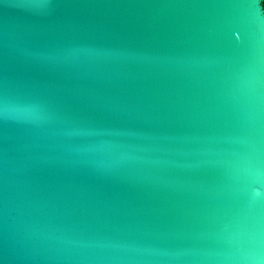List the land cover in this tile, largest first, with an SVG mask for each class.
<instances>
[{
	"label": "water",
	"instance_id": "water-1",
	"mask_svg": "<svg viewBox=\"0 0 264 264\" xmlns=\"http://www.w3.org/2000/svg\"><path fill=\"white\" fill-rule=\"evenodd\" d=\"M0 264H264L263 0H0Z\"/></svg>",
	"mask_w": 264,
	"mask_h": 264
},
{
	"label": "trees",
	"instance_id": "trees-1",
	"mask_svg": "<svg viewBox=\"0 0 264 264\" xmlns=\"http://www.w3.org/2000/svg\"><path fill=\"white\" fill-rule=\"evenodd\" d=\"M263 8H264V0H263Z\"/></svg>",
	"mask_w": 264,
	"mask_h": 264
}]
</instances>
